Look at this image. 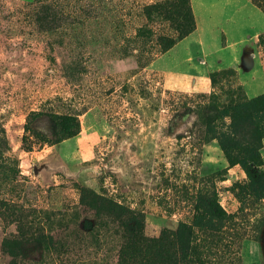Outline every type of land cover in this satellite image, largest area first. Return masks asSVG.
<instances>
[{"label":"rangeland","instance_id":"1","mask_svg":"<svg viewBox=\"0 0 264 264\" xmlns=\"http://www.w3.org/2000/svg\"><path fill=\"white\" fill-rule=\"evenodd\" d=\"M157 1L113 0L116 21L100 24L86 18L106 0H0V264H116L131 213L157 238L189 220L201 189L233 213L237 187L264 170V122L254 166L236 163L253 128L231 120L228 94L264 93V15L252 0H192L198 32L156 55L134 38ZM225 68L235 80L212 90ZM7 200L25 212L6 216ZM253 243L236 263L256 264Z\"/></svg>","mask_w":264,"mask_h":264},{"label":"trees","instance_id":"2","mask_svg":"<svg viewBox=\"0 0 264 264\" xmlns=\"http://www.w3.org/2000/svg\"><path fill=\"white\" fill-rule=\"evenodd\" d=\"M106 1L105 16L93 8L86 20L101 24L109 17L115 22L117 9L112 5L113 0ZM252 4L264 15V0H252ZM138 16L144 19V23L136 28L134 39L145 38L144 46L151 42L150 54L166 53L196 28L190 0H159L144 5ZM62 22L67 24L70 21L63 17ZM256 45L264 58V33L257 37ZM149 63L147 60L146 65ZM227 79L235 80L234 69L225 68L209 74L212 90L216 89L219 80ZM240 90V86H236L228 93L233 98L231 120L235 121V114L239 113L236 121L252 126L253 134L246 148L236 152V163L251 167L254 166L252 158L256 157L254 149L259 144V126L264 122V93L248 99L239 96ZM75 133L76 126L65 129L66 137ZM9 171L15 175L14 169ZM247 177V183L237 187L235 198L239 206L233 213H226L219 206L213 189H201L193 198L189 220L180 221L175 231H161L157 238L144 237L142 220L136 213H131L126 220L119 222L123 234L116 264H219L207 259L216 257L219 252L222 253L221 264H241L240 258L238 263L233 258L234 248L239 245L241 251L244 241L258 242L264 228V170L258 171L254 177L247 174ZM2 208L10 217L25 212L13 200L5 201Z\"/></svg>","mask_w":264,"mask_h":264},{"label":"crops","instance_id":"3","mask_svg":"<svg viewBox=\"0 0 264 264\" xmlns=\"http://www.w3.org/2000/svg\"><path fill=\"white\" fill-rule=\"evenodd\" d=\"M190 2H191V7H192V11H194V7H193V5H192V0H190ZM247 2H251L250 0H247ZM194 19H195V25H196V28H195V30H194V32L193 33H195V32H198V25H197V21H196V15L194 14ZM193 33H191L190 35H192ZM188 37V36H187ZM180 42V41H179ZM173 48V47H172ZM171 48V49H172ZM170 49V50H171ZM243 61L245 62V66H250V68L252 67L253 68V59H254V54H250V55H246V54H244V51H243ZM241 66H243L242 64H241ZM240 66V67H241ZM244 67V66H243ZM243 67H241V68H243ZM245 68H247V67H245ZM210 82V81H209ZM210 88H211V86H210ZM209 91V90H208ZM244 243V242H243ZM254 244V246L256 247V248H252V251H254V253H253V255L256 257L255 258V260H256V264H261L262 262H264V228L262 229V232H261V236H260V240L258 241V242H255V243H253ZM243 245V244H242ZM256 253V254H255ZM257 255V256H256Z\"/></svg>","mask_w":264,"mask_h":264}]
</instances>
